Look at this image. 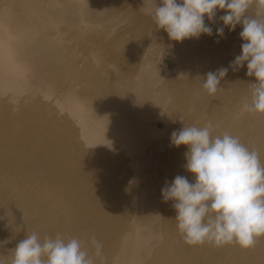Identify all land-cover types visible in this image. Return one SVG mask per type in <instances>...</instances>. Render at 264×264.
Instances as JSON below:
<instances>
[{
  "label": "rangeland",
  "instance_id": "374dc122",
  "mask_svg": "<svg viewBox=\"0 0 264 264\" xmlns=\"http://www.w3.org/2000/svg\"><path fill=\"white\" fill-rule=\"evenodd\" d=\"M142 6L143 0H0V32L4 36L7 30L11 32L13 54L20 62L16 73L0 67V195L16 202L14 208L0 202V255L5 264H11L13 250L24 238L21 232L49 235L42 227L40 232L37 227H24V220L21 229L15 227L18 216L36 218V213L43 212L41 202L59 220L57 228L67 222L68 230L84 242L90 254L94 251L90 237L94 234L102 242L103 257L96 258L95 264H239L229 251L222 252L226 244L185 243L176 226L174 202H165L162 193H157L180 172L178 162L164 160L176 148L170 141L172 132L188 126L187 115L177 110V98L205 107L206 113L195 117L201 123L218 104L213 99L219 94H227V108L239 95L236 86L221 81L217 95L209 99L202 82L209 71L230 63L229 56L241 54L242 25L230 31L219 19L225 11L217 10L214 22L205 17L213 28L212 36L176 42L156 27ZM256 7L252 0L249 13ZM219 27H224L223 37L215 34ZM200 46L207 51L221 47L226 59L206 66ZM245 70L243 66L239 71ZM192 81L199 82V87ZM224 86L230 87L225 90ZM70 87L89 102L100 101L107 88L112 89L123 100L122 114L129 119L142 108L162 103L167 125L153 133L139 121L137 137L117 143L116 157L109 161L86 155L92 146L78 149L82 152L78 154L69 140V123L74 124L66 101ZM230 113L233 125L244 115L234 107ZM156 114L149 115L151 123ZM246 115L254 122L260 116ZM145 128L150 132L139 133ZM186 151L178 153L181 162ZM125 158L133 159L134 168L118 175ZM184 173L194 182L185 168ZM156 176L160 179L149 184ZM55 177L66 184L61 186ZM136 222L139 232L132 229ZM146 228L152 230L145 238L142 231ZM123 237L122 244L130 249L128 256L118 246ZM205 249L210 254L204 255Z\"/></svg>",
  "mask_w": 264,
  "mask_h": 264
},
{
  "label": "clouds",
  "instance_id": "9594fccd",
  "mask_svg": "<svg viewBox=\"0 0 264 264\" xmlns=\"http://www.w3.org/2000/svg\"><path fill=\"white\" fill-rule=\"evenodd\" d=\"M252 0H143V10L151 16L156 27L163 29L172 41L198 39L202 34L212 36L217 10L226 14L219 19L230 31L242 25L239 36L241 54L229 67L239 70L247 63L246 75L254 77L250 98L242 113L264 114V0H256L257 11L250 15ZM223 37L224 27L216 29ZM219 42V41H217ZM229 68L209 71L202 82L208 95L218 91ZM211 122L203 127L184 126L171 134L175 147L187 146L184 168L194 176L177 175L162 188L165 202L174 203L176 226L189 245L214 243L216 246L236 243L248 249L257 238L264 236V164L259 153L250 150L238 136L225 131L212 135ZM20 228V227H18ZM21 229V228H20ZM90 254L78 238L65 239L38 233L27 235L16 245L11 264H95L102 258L103 244L93 234ZM0 264H5L0 259Z\"/></svg>",
  "mask_w": 264,
  "mask_h": 264
},
{
  "label": "bare ground",
  "instance_id": "6f19581e",
  "mask_svg": "<svg viewBox=\"0 0 264 264\" xmlns=\"http://www.w3.org/2000/svg\"><path fill=\"white\" fill-rule=\"evenodd\" d=\"M257 10V7L252 11H250V15L255 14ZM253 12V13H251ZM12 39V34L9 30H7L6 35L4 36L0 32V67L3 66L5 70L12 74L16 73L18 70V65H20L19 60L14 56L13 54V48L12 44L10 43ZM189 41V39H188ZM237 42H232L234 46H236ZM204 44V42H203ZM198 49V51L202 50L203 54L200 57L203 61L204 65L211 66L215 64V61L218 60H224L226 59L225 53L223 48H217L215 50L207 51L202 46ZM235 57L229 56V61H233ZM230 63L224 64L223 67L229 68L227 75L221 80L225 81L229 85H234L238 88L239 95L234 96V101L230 103L229 108H227L228 100L224 98L225 94H219L217 98L213 100H217L218 104L213 107L212 113L207 116L206 120H204L201 123H196V115L199 113H206L205 107L198 104L194 105L190 101L184 103L181 99H178V108L177 110H180L182 113L187 115V124L188 126H200V124L205 126L209 122L213 125L212 135H220L223 134L225 131L230 132L231 134L238 136L242 143H244L250 150H256L259 153V157L261 160V163L264 164V114H260L258 118L252 121L249 115H242V117L237 121L236 125H233L231 123V113L230 110L234 107V110L236 109H242L243 104L245 101L250 98V93L248 94L247 86L250 89L249 83L255 82L254 77H249L246 75L247 72V63L245 62L246 70L244 72H240V68L237 71H234L231 67H229ZM195 83L199 87V82L192 81V84ZM224 85V83H223ZM230 86H224L225 90H228ZM108 92L104 93L103 98L100 101L97 102H89V100L83 96L78 90H75V88L70 87L67 91L66 101L69 105V113L71 119L74 121V124L69 123L68 131H69V140L72 144L73 149L78 152V149H84L85 147L92 146L93 149L87 150L85 152L86 155L92 156L96 159H102L106 158L105 160L109 161L111 157H116V152H118V145L119 142H125V140H129L130 142L134 141L136 135V130L138 129V123L142 125L147 124L148 127L152 130L153 133H156L158 131H163L165 129V126L167 125V119L164 116L163 113V104L157 102V106L151 109L142 108L137 113H134L132 116V119H129V117H125L122 114V106L123 103L122 99H119L114 96V91L110 88H107ZM242 90V91H241ZM245 90V91H244ZM244 91V92H243ZM158 92V91H156ZM159 93V92H158ZM228 93V92H227ZM246 98L243 95H247ZM217 95L215 93L214 95H211L209 97L213 98ZM114 98L117 99L118 104L120 105V110L118 109L117 103L114 100ZM211 100V101H213ZM194 106H198L195 108H192ZM156 112L157 118H155V121L151 123L149 121V118L151 113ZM138 115V118L136 119V116ZM222 116L224 118V121L220 120L219 117ZM149 117V118H148ZM151 119V118H150ZM157 119V120H156ZM252 122V123H251ZM251 123V124H250ZM55 125L58 127V122L55 123ZM250 126V127H249ZM149 133L150 131L148 129H140L139 133ZM116 143V144H115ZM132 144V143H131ZM135 146V145H134ZM114 148V149H113ZM181 149H186L187 146H180L176 147L174 150L169 152L167 155L164 156V160L168 163H171L169 160L173 161L172 163H177L180 168V172L172 175L170 178L173 180L175 176L177 175H184V162H186V159L184 162L182 161V155H178V153L181 151ZM82 152H78V154H81ZM168 159V160H167ZM133 159H127L121 160L120 167L118 169V175L123 172L126 173V171L130 170L131 168H134V164L131 163ZM126 164V165H125ZM57 167L60 168L61 165L57 163ZM61 169V168H60ZM164 175V174H162ZM122 178V177H120ZM160 179V176L153 177L151 182L152 185ZM54 180L58 184H62L60 182L61 178L55 177ZM64 182L61 186L65 185ZM150 187V186H149ZM18 185L15 187V191L18 192ZM142 188H146L144 185H142ZM147 192V189H145ZM161 189L160 193H157L158 196L161 195ZM9 195H0V202H8L10 205V208H14L16 202H10L8 201ZM17 199V198H16ZM15 200V199H14ZM39 208H42L41 210L43 212L36 213V218L33 217H26L24 219V216H18L17 220L19 222H16V229H20L18 227H21V224L24 220V227L25 224L29 226L30 228H38L40 232V227L45 229L49 235H41L43 233H39L42 238H45L46 236H51L55 238L56 234H61L62 237L65 239L69 238H77L74 232L71 230H68L70 225L65 223V221H62L61 223H64L61 225L60 228L58 227L59 220H55L52 218L53 214L50 215L49 210L46 207V204L41 202L39 204ZM48 209V210H46ZM15 213V212H14ZM29 212H26L25 214H28ZM24 214V215H25ZM54 222V224H53ZM134 224L132 229L136 230L137 232L141 231V226L136 223ZM80 228V226H77ZM155 229V227H154ZM152 229H147L146 231H142L144 237L146 238V235L151 231ZM27 235V232L20 233L21 237H25ZM127 234L125 235V237ZM123 240H118V246H120V250L124 256H128L130 254V249L128 245ZM227 246L223 247L221 250L222 252L229 251V255L231 257H237V260L239 264H264V236H261L257 238L256 244L254 247L245 249L240 247L236 243H229L226 244ZM233 248V249H232ZM234 250V251H233ZM204 255L210 254V250L205 249ZM231 251V253H230ZM219 254V251H217ZM213 260L216 259V253L213 252ZM0 259H2L0 255ZM126 261V260H124ZM112 264H117L112 263Z\"/></svg>",
  "mask_w": 264,
  "mask_h": 264
}]
</instances>
